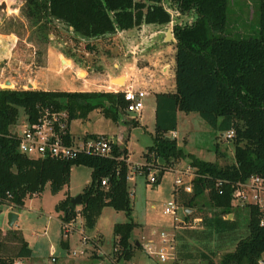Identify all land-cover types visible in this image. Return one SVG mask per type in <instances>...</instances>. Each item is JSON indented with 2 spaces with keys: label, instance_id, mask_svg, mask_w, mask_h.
<instances>
[{
  "label": "trees",
  "instance_id": "1",
  "mask_svg": "<svg viewBox=\"0 0 264 264\" xmlns=\"http://www.w3.org/2000/svg\"><path fill=\"white\" fill-rule=\"evenodd\" d=\"M168 1L179 13L194 11L196 16L190 23L172 26L175 91L154 95V134L152 144L143 153L142 169H148L152 158L162 160L159 181L163 170L173 168L174 160L188 157L189 165L195 170L190 192L181 187L173 190L177 206L193 209L185 213V218L199 219L198 227H183L175 232V264L193 261L258 264L264 254V224H260L264 209L245 205L247 234L238 236L231 193L235 182L253 174L264 175V0L258 3L257 35L251 37L227 34L229 0ZM20 11L42 42L48 41V29L53 21L72 28L81 38L103 37L116 29H129L142 23L171 21L162 0H24ZM61 52L74 60L68 51ZM125 105L121 92L0 89V206L21 207L47 183L55 194L68 184L72 166H87L90 180L79 193L78 211L68 193L54 208L62 222H70L79 214L83 228L88 231L95 227L105 206L123 211L126 220L112 227L113 254L116 263L130 261L136 246V241L131 240L132 232L138 224L131 216L130 165L125 142L121 145L113 142L110 156L79 153L72 159L30 158L17 150V140L11 135V127L21 111L32 122L45 106L66 111V142L71 137L69 122L85 119L93 110L114 123L139 125L136 116L126 115ZM178 110L197 112L219 133L233 130L234 162L219 165L185 153L176 138L168 135L176 130ZM102 179H106L105 185L101 184ZM219 181L222 182L217 186ZM204 194L208 208L195 207L197 199ZM228 215L232 218H227ZM221 239L233 241V248L224 251L216 262L213 257L220 250L217 240ZM61 245L65 246L66 242L61 241ZM31 253L20 229L9 228L5 232L0 229V264H16L17 259L28 258Z\"/></svg>",
  "mask_w": 264,
  "mask_h": 264
},
{
  "label": "rangeland",
  "instance_id": "2",
  "mask_svg": "<svg viewBox=\"0 0 264 264\" xmlns=\"http://www.w3.org/2000/svg\"><path fill=\"white\" fill-rule=\"evenodd\" d=\"M23 3L24 0H0V33H11L13 34L11 35L12 39L18 38L16 47L14 48L16 53H12V56L8 55L10 53L9 50L7 51L6 48L1 49L2 46H0V67H19L23 63H28L35 70V67L45 66L46 50L48 47H53L56 50H66L68 53H71L75 60L74 64L78 67H89L88 71L93 69V72L88 73L90 76H94L97 70H100V52L107 51L104 45L109 42L108 37L81 38L72 31V28L58 21H53L48 29V41L42 42L39 40L37 32L32 30L28 19L20 11ZM258 3L259 0H229L228 20L225 29L227 34L233 37H251L257 35ZM162 4L170 12L171 21L167 23V27L170 28L171 33L173 24L190 23L195 19L196 14L194 11L182 14L168 0H162ZM27 43L32 46H27ZM69 62L68 64L70 65L71 62ZM56 64V67H60L59 62ZM84 74L83 71H80L78 76L74 77L72 75V80L82 86L81 77ZM64 76L70 77L71 74L54 75L53 73H49L50 86L60 89L61 85L59 81ZM3 88L35 89L30 85H24L22 88L17 83L5 81L0 75V89ZM144 88L148 89V86ZM90 89H99L100 91L99 83L93 85ZM107 89L110 88H103L104 91H108ZM152 99V92H148V97L144 99L146 102L141 110V116H139L140 114L137 115V119H140L139 125L129 126L122 122L117 124L111 121V119L104 117L100 111L93 110L85 119H72L69 122V130L73 135L78 136V138L93 133L122 132L123 137L129 136L127 148L129 150V174L132 175V178L128 182V189L132 205L131 216L134 222L146 223L147 226V228H143L142 225L136 226L133 229L131 240L132 242L135 240L141 242L142 239L144 241L153 239L156 234L150 232L151 228L157 234L165 231L173 234L172 243L174 244L175 252L177 241L174 234L183 227H189L187 225L192 219L185 218V213L193 210L192 208L184 209L183 206H177L179 221L175 222L172 215L162 213L167 202L174 200V179L178 173L173 168L163 170L159 181L150 183L147 181L148 175H145L146 171L147 174L149 172H156V176H158V170L164 164L162 160L152 158L151 165L147 166V170L133 168L135 164L144 163L143 153L147 146L152 144L154 115L150 107L151 105L147 104ZM126 115L129 116L128 114ZM126 115H123V117H126ZM24 117L25 114L21 111L19 120ZM176 132V140L185 153H192L200 157V159L211 160L217 162L219 165L234 162L233 137H223L221 133L212 129L197 112L178 110ZM183 138L185 139L184 143ZM157 163L160 164L157 165ZM174 164H177L176 169L181 172L180 176H182L184 181H188L191 174L194 175L195 170L189 165L188 157L174 160L172 165ZM89 180L90 168L84 165H74L71 168L68 184L57 193L53 194L47 183L39 193L28 197L21 207L9 208L7 205L0 206V228H5L7 225V213L9 211L18 213L19 217H17L15 224L19 229L23 230L29 247L32 249L31 256L20 259V264L116 263L113 254L112 225L115 222L126 220L123 211H117L110 206H105L98 218L95 229L89 231L83 229L81 224L82 219L77 214L71 221L74 229L64 235L62 222L59 218L60 213L54 208L55 204L65 197V193H68L71 197L79 194ZM207 203L208 198L204 194L197 199L195 207L207 209ZM79 206L76 205L77 211L79 209L77 207ZM234 209L235 214L233 217H235L238 224L237 234L238 236H245L247 234L248 209L245 205L234 206ZM227 218H232V215ZM194 226L198 227L199 223L197 222ZM81 230L88 237L85 243L81 240ZM96 232L100 235H94ZM61 241L69 244V251H66L65 247L61 245ZM217 241L221 244V247L213 257V260L216 262L224 251L232 250L234 243L233 241H228V239L227 241L224 239ZM145 245L140 244V247L135 246L133 258L125 263L175 264L173 257L165 262H160L156 258H153L154 260L151 259V255L144 248ZM73 250L76 251L75 255L72 254ZM122 262L123 260L116 264H122ZM184 264L206 263L203 261H193L185 262Z\"/></svg>",
  "mask_w": 264,
  "mask_h": 264
},
{
  "label": "crops",
  "instance_id": "3",
  "mask_svg": "<svg viewBox=\"0 0 264 264\" xmlns=\"http://www.w3.org/2000/svg\"><path fill=\"white\" fill-rule=\"evenodd\" d=\"M169 30L170 28L167 27V24L142 23L139 26H134L129 29H116L114 33L103 36V37H108L109 42L106 45H104V48L107 51L103 53L100 52V70H97L94 76H90L88 74L89 72H93V69L88 71L89 67H78L77 65L74 64V60L66 57L61 51L56 50L53 47H48L46 50L45 66L35 67L36 68L35 70H33L34 68L30 67L29 66L30 64L28 63H23L19 67H0V75L3 77L5 81L7 80L11 83H17L22 88L24 87V85L27 86L30 85L33 86V88L40 90L99 91V89H90L92 88L93 85L99 83L100 91H104L103 88L109 87L110 89L107 90L113 92L112 89H119V88H124L125 86H132L146 91V98L148 97V92L149 93L152 92L153 99L148 101L147 104L149 106L151 105L150 107L152 108V113L154 115L155 93L175 91V74H174L175 38L173 40L170 39L168 35ZM11 35L13 34L0 33V44H1L0 46H2L1 49L6 48L7 51L9 50L10 53L8 55L10 56H12V53L13 54L16 53V50L14 51V48L16 47V43L18 40V38L16 37L12 39ZM26 45L32 46L28 43ZM17 55L19 56L18 52ZM57 62L60 63V67H56ZM68 62L70 63V65L68 64ZM80 71H83L85 73L83 77H81L82 86L80 84L75 83L72 80V75L76 77L79 75ZM49 73H53L54 75H62L64 73H68L71 74V76L70 77L64 76L60 79L59 83L61 87L59 89V88H55V86H50L48 79ZM119 80L121 81L120 83ZM145 86L146 87L148 86V89H145L144 88ZM145 102L146 100L144 101V104ZM139 116H141V114ZM136 119H137V115H136ZM137 120L140 122V119ZM176 129H177V125H176ZM69 132L73 138L76 137L78 138V136L73 135L70 130ZM176 133H177L176 130L170 131L168 135L173 136L177 139V137L175 136ZM93 134H102L109 136L118 145H121L125 142L127 147V140L129 136L123 137L122 132L93 133ZM184 141L185 139L183 138V143ZM177 144L178 146H180L178 142ZM127 160H129V150H128ZM176 166L177 164L172 165L174 170H177ZM129 180L130 179H128V182ZM77 208H80V206ZM17 215H18L17 217H19L18 213ZM59 218H60V214H59ZM82 223L83 221L81 220V224ZM137 224L138 227L142 225L143 228H147L146 223H137ZM95 227L93 229H95ZM9 228L19 229V227L15 224V222L11 227H9L8 221L5 228H0V229L3 232H5ZM20 230L24 236L23 230L22 229ZM150 232L156 234V236L153 237V239H148L146 241L142 239L141 242L135 240L136 246L139 247L140 244H142L143 246L145 244L146 245L152 244L155 248H157L160 242L159 241L160 232L157 234L156 231L152 228L150 229ZM94 235H100V234L96 232V234ZM25 240L27 241L26 238ZM64 247L66 251L70 250L68 243H66ZM153 258H155V256L151 255V259ZM20 259L16 260V264H20Z\"/></svg>",
  "mask_w": 264,
  "mask_h": 264
},
{
  "label": "built area",
  "instance_id": "4",
  "mask_svg": "<svg viewBox=\"0 0 264 264\" xmlns=\"http://www.w3.org/2000/svg\"><path fill=\"white\" fill-rule=\"evenodd\" d=\"M114 93L121 92L123 99L126 102L125 112L134 113L135 116L141 113L144 107V99L146 91L132 86H125L124 88L112 89ZM68 115L66 111L54 110L50 107H43L39 109L38 117L35 121H28L26 116L11 127V135L17 140V150L30 158H44L51 157L56 159H72L79 153H86L91 155H111V145L114 140L109 136L102 134H95V136L85 135L81 138H73L72 135L69 142H66V127ZM234 135L233 130H228L222 133L225 138H231ZM128 162V160H127ZM144 164V163H143ZM143 164H135L134 169H142ZM159 169V168H158ZM159 171V170H158ZM178 175L174 179V188L181 187L184 191L190 192L191 179L194 177L190 175L188 181H184L180 176L179 171L175 170ZM130 173V169H129ZM128 173V179L132 175ZM147 181L155 183L158 179L156 172H149ZM222 181L216 185L219 186ZM102 185L106 184V179H102ZM233 191L231 193V203L233 206L253 204L258 206L261 210L264 209V175L253 174L243 181H237L232 184ZM12 208L11 206H8ZM177 204L174 200L167 202V205L162 210L163 214L172 215L173 221H179L177 216ZM227 217H230L228 215ZM62 222V221H61ZM199 222L198 218L192 219L187 226L194 227ZM264 224V218L260 221ZM74 229L70 222H62V230L64 235ZM81 240L85 243L88 237L81 230ZM159 246L155 248L152 244H147L145 247L149 255H154L160 262H165L170 258H174V244L173 234L165 231L159 233ZM75 255L76 251H72ZM258 264H264V254L258 259Z\"/></svg>",
  "mask_w": 264,
  "mask_h": 264
},
{
  "label": "water",
  "instance_id": "5",
  "mask_svg": "<svg viewBox=\"0 0 264 264\" xmlns=\"http://www.w3.org/2000/svg\"><path fill=\"white\" fill-rule=\"evenodd\" d=\"M168 35H169V37H170L171 40L174 39V36L172 37V34H171V31L170 30L168 31ZM128 115L131 116V117H134L135 116L134 113H128ZM70 202H71L72 206L80 205L81 204V196H80V194H77L75 196H72L70 198ZM17 216H18L17 213H15L13 211H9L7 213V221H8V226L9 227H11L13 225V223L15 222Z\"/></svg>",
  "mask_w": 264,
  "mask_h": 264
}]
</instances>
